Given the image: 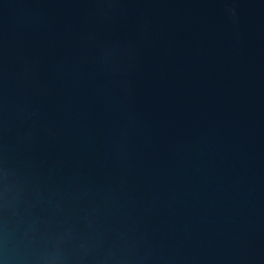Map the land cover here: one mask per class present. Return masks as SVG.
<instances>
[{"label":"water","instance_id":"1","mask_svg":"<svg viewBox=\"0 0 264 264\" xmlns=\"http://www.w3.org/2000/svg\"><path fill=\"white\" fill-rule=\"evenodd\" d=\"M0 264H264V0H0Z\"/></svg>","mask_w":264,"mask_h":264}]
</instances>
